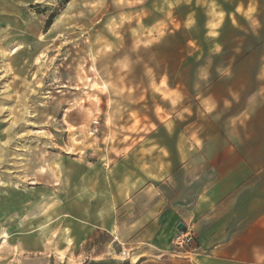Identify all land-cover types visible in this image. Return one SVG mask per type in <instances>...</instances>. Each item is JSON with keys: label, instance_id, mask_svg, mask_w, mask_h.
I'll list each match as a JSON object with an SVG mask.
<instances>
[{"label": "rangeland", "instance_id": "374dc122", "mask_svg": "<svg viewBox=\"0 0 264 264\" xmlns=\"http://www.w3.org/2000/svg\"><path fill=\"white\" fill-rule=\"evenodd\" d=\"M263 80L264 0H0V264L134 263L129 188L264 141Z\"/></svg>", "mask_w": 264, "mask_h": 264}, {"label": "crops", "instance_id": "0c3cea01", "mask_svg": "<svg viewBox=\"0 0 264 264\" xmlns=\"http://www.w3.org/2000/svg\"><path fill=\"white\" fill-rule=\"evenodd\" d=\"M259 96L264 89L253 97ZM252 115L243 109L238 126ZM256 135L223 138L213 152L207 151L212 139L181 145L191 150L179 157L181 179L170 197L136 179L126 200V226L135 232L129 242L134 263L127 264L144 255L157 264H264V141ZM143 197L147 203L139 209L136 200ZM180 224L193 229L195 245L172 253ZM109 226L118 227L117 215L110 213Z\"/></svg>", "mask_w": 264, "mask_h": 264}, {"label": "built area", "instance_id": "2783aa9c", "mask_svg": "<svg viewBox=\"0 0 264 264\" xmlns=\"http://www.w3.org/2000/svg\"><path fill=\"white\" fill-rule=\"evenodd\" d=\"M180 226V227H179ZM178 234L173 239V245L176 252L193 249L195 245V234L188 225L180 224Z\"/></svg>", "mask_w": 264, "mask_h": 264}, {"label": "trees", "instance_id": "16d2710c", "mask_svg": "<svg viewBox=\"0 0 264 264\" xmlns=\"http://www.w3.org/2000/svg\"><path fill=\"white\" fill-rule=\"evenodd\" d=\"M68 0H64V2H67ZM51 23V19H49L48 23L47 24H50ZM121 264H127L126 261H123Z\"/></svg>", "mask_w": 264, "mask_h": 264}, {"label": "water", "instance_id": "95a60500", "mask_svg": "<svg viewBox=\"0 0 264 264\" xmlns=\"http://www.w3.org/2000/svg\"><path fill=\"white\" fill-rule=\"evenodd\" d=\"M180 227V226H179Z\"/></svg>", "mask_w": 264, "mask_h": 264}]
</instances>
